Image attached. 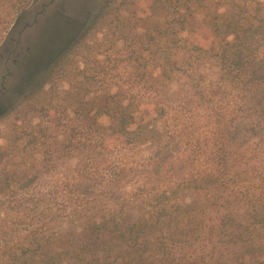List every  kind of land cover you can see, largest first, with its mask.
Wrapping results in <instances>:
<instances>
[{"label":"trees","instance_id":"1","mask_svg":"<svg viewBox=\"0 0 264 264\" xmlns=\"http://www.w3.org/2000/svg\"><path fill=\"white\" fill-rule=\"evenodd\" d=\"M225 2L152 1L148 45L158 55L145 108L126 88L71 87L78 122L60 151L82 156L65 199L83 230L53 236L40 216L12 264H264V0ZM206 34L205 45L189 41ZM76 49L77 39L43 49L16 92L26 99L45 86ZM121 146L144 164L115 161ZM177 169L188 172L179 183ZM39 176L7 174L5 184L30 188ZM183 190L198 199L182 201Z\"/></svg>","mask_w":264,"mask_h":264},{"label":"rangeland","instance_id":"2","mask_svg":"<svg viewBox=\"0 0 264 264\" xmlns=\"http://www.w3.org/2000/svg\"><path fill=\"white\" fill-rule=\"evenodd\" d=\"M152 1L0 0V264L13 263L10 255L21 253L28 231L40 226L45 214L53 236L82 232L80 210L65 199L82 161L81 154L70 158L60 151L70 127L78 122L67 93L73 86L74 91L91 88L95 96L111 87L112 92L126 88L138 105L148 106V94L155 88L148 65L158 55L148 45ZM235 2L243 0H226V9ZM91 24L95 26L88 29ZM75 39L77 49L65 68L56 69L45 86L33 85L28 98L20 97L16 87L30 64L42 57V50L67 49ZM208 39L207 34L189 37L196 45H205ZM13 101L17 106L5 114ZM101 122L108 125L110 120ZM122 149L113 153L115 161L144 164L140 152ZM15 173L43 176L30 188L22 181L7 186L6 175ZM174 174L179 183L188 172L177 169ZM122 184L130 189L131 183ZM179 197L186 202L198 199L190 190Z\"/></svg>","mask_w":264,"mask_h":264}]
</instances>
